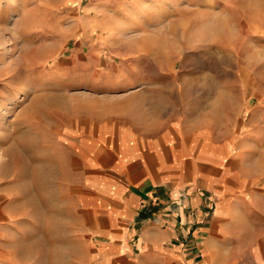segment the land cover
<instances>
[{
    "label": "crops",
    "instance_id": "obj_1",
    "mask_svg": "<svg viewBox=\"0 0 264 264\" xmlns=\"http://www.w3.org/2000/svg\"><path fill=\"white\" fill-rule=\"evenodd\" d=\"M146 37L122 40L125 54L102 40L81 47L96 65L71 89V103L25 109L40 120L24 124L23 139H63L64 129L86 139L73 157L82 177L65 218L87 249L85 263L264 264V103H250L239 72L235 87H223L222 72L209 78L198 69L183 82L174 42ZM56 165L37 175L60 174ZM11 190L0 185V264H24L31 217ZM208 199L214 216L202 224Z\"/></svg>",
    "mask_w": 264,
    "mask_h": 264
},
{
    "label": "rangeland",
    "instance_id": "obj_2",
    "mask_svg": "<svg viewBox=\"0 0 264 264\" xmlns=\"http://www.w3.org/2000/svg\"><path fill=\"white\" fill-rule=\"evenodd\" d=\"M93 16L99 24L95 31ZM137 23L143 32L137 31ZM150 35L174 42L180 59L176 72L183 82L198 69L209 78L222 72L223 87H235L239 72V87L249 89L248 100L261 109L264 0H0V185H11L25 213L30 212V252L24 264H86L87 253L65 219L70 187L82 177L76 174L73 157L86 139H70L66 129L63 139H23L24 124L30 118L31 124L40 120L26 111L70 104L71 89L90 81L86 74L96 64L81 47L102 40L110 51L125 54L130 48L123 47V41ZM110 51L106 57L112 56ZM175 87L180 88V82ZM35 88L45 97L35 99ZM61 89L64 96H53ZM42 146L53 153L40 150ZM55 162L60 174L37 175L41 166L53 171ZM214 210L215 202L208 199L199 213L202 224L213 219ZM190 216L193 223L199 221L196 211Z\"/></svg>",
    "mask_w": 264,
    "mask_h": 264
}]
</instances>
